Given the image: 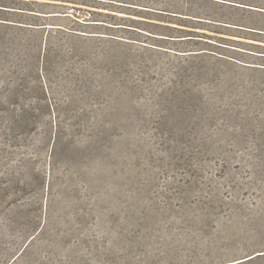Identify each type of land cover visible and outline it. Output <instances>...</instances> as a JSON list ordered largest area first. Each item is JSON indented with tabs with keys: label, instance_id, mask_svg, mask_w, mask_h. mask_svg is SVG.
Listing matches in <instances>:
<instances>
[{
	"label": "rangeland",
	"instance_id": "rangeland-1",
	"mask_svg": "<svg viewBox=\"0 0 264 264\" xmlns=\"http://www.w3.org/2000/svg\"><path fill=\"white\" fill-rule=\"evenodd\" d=\"M149 57L131 92L25 70L14 98L0 64V264H264V74Z\"/></svg>",
	"mask_w": 264,
	"mask_h": 264
},
{
	"label": "trees",
	"instance_id": "trees-1",
	"mask_svg": "<svg viewBox=\"0 0 264 264\" xmlns=\"http://www.w3.org/2000/svg\"><path fill=\"white\" fill-rule=\"evenodd\" d=\"M88 2L105 3L107 11L102 14L88 8L93 7ZM234 15L242 21L233 20ZM263 22L264 6L238 0H0V64L6 65L13 75L12 98L26 89L25 79L20 76L25 70L37 71L41 82L50 72L56 78L67 75L82 86L92 82L95 75L100 77L96 80L100 87L113 81L131 92L137 88L138 79H144V71L151 62L137 60L142 53L184 60L207 58L211 65L205 69L208 73L215 72L218 65H230L234 72L263 75L264 45L251 43L261 51L235 45L229 37L233 35L222 32L264 37ZM195 46L199 48L192 49ZM228 50L260 61L224 53ZM113 97L107 96L108 100ZM118 106L115 105V112ZM24 111L28 112L22 108ZM115 112H110L111 116ZM12 121L16 126H26L25 129L36 126L31 118L27 123ZM58 129L62 130L60 124ZM47 130L52 131V122ZM0 145L5 143L1 141ZM58 145L59 141L54 139L47 159L52 170ZM20 166L23 168V163Z\"/></svg>",
	"mask_w": 264,
	"mask_h": 264
}]
</instances>
